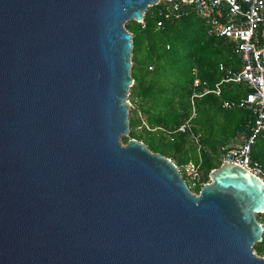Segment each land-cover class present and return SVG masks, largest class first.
I'll use <instances>...</instances> for the list:
<instances>
[{"label": "water", "instance_id": "95a60500", "mask_svg": "<svg viewBox=\"0 0 264 264\" xmlns=\"http://www.w3.org/2000/svg\"><path fill=\"white\" fill-rule=\"evenodd\" d=\"M158 2L0 0V264H264L261 179L225 161L196 195L122 142L125 23Z\"/></svg>", "mask_w": 264, "mask_h": 264}, {"label": "trees", "instance_id": "16d2710c", "mask_svg": "<svg viewBox=\"0 0 264 264\" xmlns=\"http://www.w3.org/2000/svg\"><path fill=\"white\" fill-rule=\"evenodd\" d=\"M160 5L149 7L143 24L126 25L132 34L129 139L142 141L154 153L170 158L177 166L188 161L200 162V172L208 181L209 172L220 166V153L230 142L242 143L251 113L243 109L225 110L224 101L238 100L248 92L243 84L223 83L220 96L207 94L191 103L197 77L210 87L223 77L240 69V58L231 41L208 34L205 19L195 12L157 28ZM264 44V25L259 30ZM223 65V71L220 70ZM151 68V69H150ZM191 127L178 131L191 113ZM200 134L197 145L190 136ZM252 158L264 168V134L252 147ZM264 226V215H257ZM257 255H264L262 241L254 246Z\"/></svg>", "mask_w": 264, "mask_h": 264}, {"label": "built area", "instance_id": "2783aa9c", "mask_svg": "<svg viewBox=\"0 0 264 264\" xmlns=\"http://www.w3.org/2000/svg\"><path fill=\"white\" fill-rule=\"evenodd\" d=\"M158 5L161 7L158 10L160 20L157 22V28L163 27L165 21L173 22L195 12L205 19L209 35L231 41L234 53L240 58L239 71L223 77L215 83L213 89L204 87L202 92H194L191 103L207 94L219 96L223 83L244 84L249 88L243 98L222 102L225 110L250 111L252 120L248 124L245 140L222 148L220 161L239 165L264 182V168L252 158V147L256 139L264 134V44L259 39V30L264 25V0H159ZM220 70L223 71V65H220ZM194 85L205 86L198 80L194 81ZM194 117L192 112L178 131L185 132L190 129ZM199 137L192 134L190 136L196 143ZM199 163L188 161L177 166L188 190L196 195L203 184L208 182L202 177Z\"/></svg>", "mask_w": 264, "mask_h": 264}, {"label": "crops", "instance_id": "0c3cea01", "mask_svg": "<svg viewBox=\"0 0 264 264\" xmlns=\"http://www.w3.org/2000/svg\"><path fill=\"white\" fill-rule=\"evenodd\" d=\"M195 80H198L199 82H201L200 79L197 78V77L194 78V81H195ZM194 81H193V86H194V87L197 88V87L201 86V91H195V92H198V93H199V92H202V91H203L202 89H203L204 87H206L207 89H213V88H214V86L210 87V86L208 85V83H206V82H201L202 84H205V86H203V85L195 86V85H194ZM231 83H232V82H231ZM233 84H236V83H233ZM214 85H215V84H214ZM243 85H244V84H243ZM244 86L247 88V90H248V92H249V88H248L246 85H244ZM221 88H222V84H221ZM220 90H221V89H220ZM248 92H246V93H248ZM246 93H245V94H246ZM220 94H221V91H220ZM245 94H243V96H242L241 98H243V97L245 96ZM204 96H205V95H204ZM215 96H216V95H215ZM219 96H220V95H219ZM202 97H203V96H202ZM217 97H218V96H217ZM239 99H240V98H239ZM239 99H238V100H239ZM235 101H236V100H235ZM243 110H245V109H243ZM247 111H248V110H247ZM249 112H250V111H249ZM250 113H251V112H250ZM251 116H252V114H251ZM251 120H252V119H251ZM198 135L200 136V134H198ZM199 138H200V137H199ZM235 144H238V143H233V144H231V145H229V146H227V147L234 146ZM227 145H228V144H227ZM224 148H226V146H225ZM220 154H221V153H220ZM219 156H220V155H219Z\"/></svg>", "mask_w": 264, "mask_h": 264}, {"label": "rangeland", "instance_id": "374dc122", "mask_svg": "<svg viewBox=\"0 0 264 264\" xmlns=\"http://www.w3.org/2000/svg\"><path fill=\"white\" fill-rule=\"evenodd\" d=\"M130 22H132V21H128L127 23H125V26L128 25V24H130ZM123 138H124V137H122V140H123ZM190 140L192 141L193 144L197 145L198 142L196 143V141H194V140H192V139H190ZM231 144H233V142H230L228 145H226V147L229 146V145H231ZM262 215H264V214H262ZM254 246H255V245H254ZM254 246H253V248H254ZM254 252H255V251H254ZM258 256H259V255H258ZM263 256H264V255H263ZM259 257H262V256H259Z\"/></svg>", "mask_w": 264, "mask_h": 264}]
</instances>
